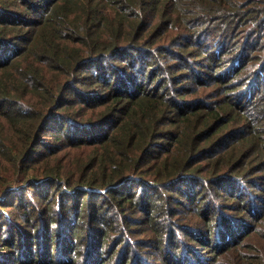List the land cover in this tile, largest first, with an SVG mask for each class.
<instances>
[{
	"label": "trees",
	"instance_id": "16d2710c",
	"mask_svg": "<svg viewBox=\"0 0 264 264\" xmlns=\"http://www.w3.org/2000/svg\"><path fill=\"white\" fill-rule=\"evenodd\" d=\"M211 35L220 46L205 42ZM132 63L131 71L123 66ZM194 64L209 72L190 82ZM84 74L104 88L82 93ZM183 178L199 179L200 194L220 189L236 211L217 216L224 208L213 203L212 219L203 214L219 222L210 224L223 235L214 246L181 226L216 254L208 262L187 245L184 264H264V0H0V201L28 190L33 198L104 190L123 206V198ZM131 184L135 192L122 196L114 188ZM240 185L253 195L237 194ZM89 204L80 220L65 206L72 220L57 254L26 242V229L16 227L12 241L25 243L14 245L32 255L0 253V264L129 262L116 246L113 257L95 259L102 202ZM166 229L152 232L161 239ZM40 235L37 228L33 239ZM5 240L1 250L13 244ZM175 245L157 249L158 260L172 264Z\"/></svg>",
	"mask_w": 264,
	"mask_h": 264
},
{
	"label": "rangeland",
	"instance_id": "374dc122",
	"mask_svg": "<svg viewBox=\"0 0 264 264\" xmlns=\"http://www.w3.org/2000/svg\"><path fill=\"white\" fill-rule=\"evenodd\" d=\"M44 6L45 4H42L40 10H42ZM205 39V42H212L213 48L217 47V45L220 46L219 39L217 40L215 36H206ZM214 50L215 49H213V52ZM201 60L203 61L204 57H201L199 62ZM123 66L128 71L133 70V68H131L133 67V63L132 65L128 64ZM193 66L195 67L193 72L187 74V76H191L190 82H194L196 78H201L196 77V74L209 72L208 68L203 67V65L194 64ZM221 72L225 74L224 70H221ZM84 75H80L83 84H78L77 86L82 89V93L85 95L88 92L85 90L87 85L90 86V88H94V91H100L104 88V85L99 82H90L88 75H85V80ZM213 76V72H211L210 75H207L209 78ZM143 77L144 75L139 78L142 79ZM261 86L257 89L260 90ZM238 90L242 89L239 88L237 91ZM214 91L219 92V89L214 87ZM244 93L245 90L243 88V94ZM237 94L239 97L242 96L241 91ZM43 138L47 141V145L50 144L54 147L57 146L56 135H50L46 132L43 134ZM163 142H166V140H163ZM198 181L199 179L193 181L183 178L177 182H169L157 187L155 190L151 189L149 196L142 197L141 195V198L139 199L134 196H129L130 199L123 198V200H121L124 204L123 206L120 205L119 198H110V196H108V198L105 199L104 190L94 194L85 191L57 194L52 193L51 191L50 193L46 192L42 198H39V196L33 198L34 192L32 193V191L27 189L28 195H22L21 198H5L4 201H0V242L6 241L5 239L9 238L13 243L8 244L3 250L0 249V253H10L11 255H32L29 249H25L20 245H14L16 243L24 244L25 242L23 240L17 241L15 239L12 241L13 235L15 237L21 235L15 231V228L23 226V229H26L24 231L26 242L31 244L36 243L35 246L38 244L43 250L51 248L52 253L57 254L58 245L65 240L62 235L64 232H67L62 230L63 224L72 220L69 219L66 222L65 218L67 217L68 212L65 211V206L73 204V211L76 210L75 212L79 213L80 218H78V220H80L84 213L86 215V210H89V202L94 201L97 203L101 201L102 207H100L99 210L96 209V213L99 214L96 227L101 234L98 236L94 234L95 238L92 240V242H95L96 246L99 248L98 252H94L97 254L95 259L100 260L103 257H113L114 250L112 248L113 246H116L117 249L114 251L115 253L122 252L124 251L123 249H125L129 255V262H124V264H146L147 261L153 264H163L162 261L158 260L159 253L157 252V249L163 248L164 246L173 248V245L176 243L175 248L180 247L181 250L178 255H172L169 257V263L173 256H176L175 260L172 261V264H184L186 257L182 256V250H185L187 245L196 248L201 252L200 255H202L206 261L212 262V259L216 256L213 249L207 247L202 248L199 243L205 241L208 245L214 246L223 240V235L222 233L218 235V220L212 222V220L207 219L204 215L209 216L212 219V215L215 212V210H212L213 203H217L224 208L217 213V216H221V212H230L234 214L236 211L228 207L226 208L225 205L230 202V198L222 193L220 189L213 187L212 190L206 192L204 191L206 186H204L200 194L202 186H199L200 183ZM130 186H132V184L127 185V188L124 186L120 187V185L115 186L114 188L117 190L119 196H122L126 194L127 191L135 192V189L132 187L130 188ZM241 188L243 191H238L237 194H241L244 198H250L253 195L246 189L244 190L242 186ZM250 188L254 189L255 187ZM39 192L41 193V191ZM261 194L262 192L259 193V191H257L254 195L260 197ZM50 199L52 202L48 205V200ZM150 199L153 200V202L147 201ZM63 201L66 202L64 203V206L61 207L60 204ZM75 201L76 204H74ZM90 210L94 211V206H92ZM27 219L28 221H26ZM176 220L180 223H175ZM162 222H164L165 226H163ZM250 222H252V220ZM211 223L215 224L217 227L211 226ZM183 224H189V228L192 230L194 229L196 232V237L198 238L200 236L199 243L196 241L193 242L191 236H189L185 230L180 229ZM71 225L72 224L70 223L69 228H71ZM160 227L167 228L164 235H160L161 239L158 238L159 235L152 232L154 228L157 229ZM37 228H39V233H41L39 236L40 239L38 238L39 241L33 239V234L37 233ZM73 228L74 224L72 225V229ZM103 231L104 235H102ZM56 232L60 235L59 240L55 237ZM80 235H83V230H81ZM85 236H89V234L80 237L81 240H84ZM51 237H53V241H51ZM103 239L106 241H103ZM178 240L184 241L185 244H190H186L184 249H182L181 244L177 243ZM150 253H153V255H150ZM55 257L56 259L58 258L57 255ZM187 257H190V255H187ZM153 258L157 259L153 261ZM98 264H100V261Z\"/></svg>",
	"mask_w": 264,
	"mask_h": 264
}]
</instances>
